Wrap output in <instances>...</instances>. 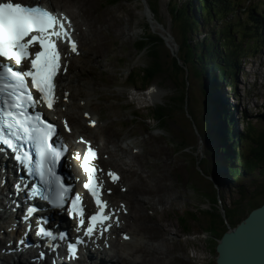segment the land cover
Here are the masks:
<instances>
[{"label": "rangeland", "instance_id": "rangeland-1", "mask_svg": "<svg viewBox=\"0 0 264 264\" xmlns=\"http://www.w3.org/2000/svg\"><path fill=\"white\" fill-rule=\"evenodd\" d=\"M32 1L50 6L72 18L81 48L79 54L67 57L66 62L74 66L81 63L74 74L89 80L86 90H82L84 88L78 84L73 88L75 93L76 90L80 94L90 93L88 98L93 120L85 124L82 118L78 120V114L73 117L71 112L65 117L71 131L64 132L63 136L66 135L68 139L76 135L92 138L99 146V160L103 167L123 172L122 181L115 184L117 198L112 203L121 204L122 199L124 203L129 201L131 213L122 225L123 230L127 229L134 238L123 244L119 232L117 239L120 242L116 241L114 249L103 255L108 260L107 264H217L218 239L229 222L222 220L214 232H208L212 219L207 211L212 206L208 199L211 198L210 189L216 188V197L218 200L221 198L218 206L225 216L224 205L234 207L236 201L242 198L240 187L249 182L246 177L237 184L233 181L226 169L220 140L216 135L203 131L204 124L211 122V119L204 110L206 98L202 79L193 71L178 72L177 75L173 72V57L180 52V45L174 33L170 0H156V12L150 8L155 0ZM178 1L183 3L187 0ZM232 1L236 4L234 20L240 18L247 23L245 11L251 6L263 16L261 22L256 23L262 31L259 41H253L254 36L251 35L249 44L254 47L241 57L237 67L235 89L231 88L229 92L227 82H221L220 86L223 97L219 95L224 107L229 109L228 113L231 105L240 106L238 113L231 110V119L233 117L237 133H244L249 125L264 129V121L260 118L264 114V11H261L264 0ZM210 28L211 25L202 28L201 32H209ZM163 29L169 33L164 34ZM147 34H155L163 39L160 46L165 71L145 87L139 81L133 86L139 68H146L153 61L150 50L135 47L136 41ZM71 71L68 69L67 73L72 75ZM131 71H134L135 77L130 78ZM155 87V94L158 95L154 97L150 93ZM182 92L187 95V103L183 107H173L165 125L156 121L152 113L150 118L152 107L173 103V98ZM72 122L79 126L78 130H73ZM245 141L242 149L247 151ZM216 155L223 166H219ZM255 177L256 183L264 179L259 172ZM122 188L129 190L122 192ZM3 197L1 202L8 203ZM243 202L244 208L248 209V199ZM3 207L1 203L0 212L6 217L8 213H4ZM186 212H189L188 218L192 214L198 217V220L188 221L190 234H187L181 220ZM244 214L245 211H240L239 217ZM140 216H145V219H140ZM14 222L10 218L0 219V238L7 235L3 247L12 241L10 226ZM37 255L33 252V259ZM118 255L122 257L120 262H116ZM98 257L94 256L91 262L98 264ZM75 263L89 264L84 258Z\"/></svg>", "mask_w": 264, "mask_h": 264}, {"label": "trees", "instance_id": "trees-1", "mask_svg": "<svg viewBox=\"0 0 264 264\" xmlns=\"http://www.w3.org/2000/svg\"><path fill=\"white\" fill-rule=\"evenodd\" d=\"M119 1L121 0H113L112 2ZM170 2L174 33L177 35L180 45V52L173 57L175 65L173 72L177 75L178 72L193 71L196 76L202 79L203 94L206 98L204 110L209 119H211V122L208 121L209 125L207 123L204 124L205 129L203 131L212 133L220 138L219 144L226 162V169L233 181L237 184L246 177L249 182L247 185L240 187L242 198L236 201L234 207L224 205L225 216H223L218 206L221 198L217 199L216 188L212 187L210 189L209 196L211 198L208 199L212 206L207 211L212 216V219L208 232H214L222 220L229 222H227L226 228L219 237V242L230 226H236L254 208L264 204V179L261 183H256L257 179L255 177L257 172L264 176V129L259 130L258 127L249 125L247 132H238L235 137L233 136L234 133L231 135L232 122L228 109L224 107L221 98L223 95L220 94L221 82L222 84L227 82L232 89H235L237 67L241 57L247 55L249 50L254 47V45L249 44L251 35L254 36L253 41H259L262 31L256 23H260L263 16L257 13L254 6H251L245 11V19H248L247 23H243L240 18L234 20L236 4L232 0H187L183 3L178 0H170ZM152 5L153 8L151 7ZM152 5L150 8L156 12V0L152 1ZM261 11H264V8ZM209 25H211L209 32H201L202 28ZM202 34L204 36L200 38ZM262 42L264 46V36L262 37ZM160 44H163V39L155 34H147L136 41L135 47L138 50H150L153 61L146 68H139L138 73H136L137 78L133 81V86H136L139 81L145 87L156 76L165 71L161 59L162 47ZM136 74L131 71L130 78L135 77ZM186 103L187 95L182 92L173 98V103L152 107L150 118L152 113V117L156 121L165 125L173 107H183ZM245 117H248L247 112H245ZM260 118L264 121V114ZM232 138V144L229 145L227 143L228 139ZM244 140H246L245 142L248 145L247 151L242 149L241 146ZM201 163L202 161H200ZM205 172L208 173L207 171ZM252 186L254 189H251ZM246 198L250 204L248 209L244 208L243 200ZM240 211H245V214L241 217H239ZM188 214L189 212H186L182 215L181 220L185 225L187 234H190L191 230L188 227V221L198 220V217L192 214L188 218Z\"/></svg>", "mask_w": 264, "mask_h": 264}, {"label": "snow or ice", "instance_id": "snow-or-ice-1", "mask_svg": "<svg viewBox=\"0 0 264 264\" xmlns=\"http://www.w3.org/2000/svg\"><path fill=\"white\" fill-rule=\"evenodd\" d=\"M65 22L71 24L67 17L61 18L40 3L26 4L19 0L17 2L0 0V58H2L0 59V142L14 152H19L14 140L10 139L6 133V129L16 140L22 139L21 133L29 137L33 133L36 134L41 157L40 175L44 183L49 185V192L52 191L53 178L56 185L54 197L45 198L57 208L63 207L68 202L71 190L53 170L61 156V152L54 147L52 142V137L56 134L55 126L43 120L41 115L31 116L27 109L37 103L32 88L41 94L40 99L47 104L49 109L55 104L58 84L56 78L61 70L67 71L66 66L62 67L63 56L58 44H69L72 52L78 50ZM25 63L27 67H24ZM65 127H67V122H65ZM68 130L71 131V129ZM96 158V151L88 145L87 152L82 158V167L88 174V181L84 187L89 190L97 206V211L88 217L90 224L86 228L85 235L89 237L97 231H100L102 235L104 231L111 228L112 224L106 222L112 220L114 216V213L106 214L108 202L102 199L103 182H98L97 168L91 164V161ZM15 159L22 164L31 162L27 154H17ZM77 159H81L79 154ZM108 175L114 182L119 179L114 172ZM36 194H39V190ZM70 203V214L73 218L78 215L79 225L85 226L86 205L80 194H75ZM32 211L33 209H29V214ZM116 223H119L118 219ZM37 235H46L56 239L53 233L46 231L44 227L39 229ZM65 236L66 234L61 233L59 238L64 239ZM77 243L83 244L84 241L81 239L69 244V251L73 256L77 251Z\"/></svg>", "mask_w": 264, "mask_h": 264}, {"label": "bare ground", "instance_id": "bare-ground-1", "mask_svg": "<svg viewBox=\"0 0 264 264\" xmlns=\"http://www.w3.org/2000/svg\"><path fill=\"white\" fill-rule=\"evenodd\" d=\"M29 1L30 2H28V3L35 2V1H32V0H29ZM162 32L164 34H168L169 33V31L166 30V29H163ZM95 34L97 36V33H95ZM80 66H81V63L80 64L79 63H76L75 66L72 65V64L66 65L67 68L72 69L71 72H73V74L72 75L71 74H64V75L61 76V82L59 84L60 85L59 86V100L54 104V107L53 108H55V111L54 112L56 114H58V117L59 116L68 117V115L72 112L71 114L73 115V117H74L75 114H76L75 116H77V114H78V116H77L78 120L80 121V119L82 118V121L85 124H87V122H86L87 119L88 120L89 119L90 120H93V119H91L92 118L91 115L93 113L92 110H91V104H90L91 101L88 98V96L90 95V93H86V94L81 93L80 94V93H78V90H76V93L74 92L75 91L74 88L77 87V84H78L79 87L84 88V89L81 88L82 90H86L87 87H88L86 85H88L87 83H89V80H85V77L77 76L78 74H74V73H77V70H78V68ZM85 87H86V89H85ZM222 89H221V91H222ZM156 90L157 89L155 87L153 90H151V93H150L154 97L158 95V94H155L157 92ZM231 107L236 111V113H238V106L236 107L235 105H231ZM234 110H232V112H234ZM229 115H230V119H231V111H230V114ZM240 116H243L242 115V112L240 113ZM237 119L238 118L236 117L235 124L237 123ZM233 120L234 119L232 117V119H231V122H232L231 132H232V134L231 135H233V133H234V135H236V133H237L238 130L234 128V126H233ZM89 123L90 122H88V124ZM72 126L74 128L73 130H78L79 129V126H77L76 124L73 125V122H72ZM77 136H79V135H76L75 137H77ZM75 137H71V138L73 139ZM218 139L220 140L219 137H218ZM229 140H230V142H229ZM67 142H72V141H71V139H68ZM227 143L229 145H231L232 144L231 139H228V142ZM78 148H79L78 147V144L76 143V147H73V149L74 150H78ZM216 158L219 161L220 157L216 155ZM221 161L223 163L222 158H221ZM71 162H73V160ZM71 162H70V164L72 165V172H73L74 171L73 170L74 162L73 163H71ZM10 164H12V161L7 160L6 162L3 163V166L4 167L5 166L6 167H9ZM219 166H223V165H221L220 161H219ZM106 170H107V168H104L103 167V172H106ZM222 171L224 172V170H222ZM223 172H221V173H223ZM2 181H3V184L1 185ZM17 186H19V187H17ZM12 188H15V189H12ZM18 188H22V184H20L18 182H15V181H12L10 179V175L5 174L4 172L0 173V204L2 203L1 202L2 196L10 197L11 200H12V203L11 204L7 203L3 207L4 208V213H6L7 211H11L10 215H8V216L5 217L4 214L1 211L0 212V219H8V218H11L12 219V218H14V216L15 217L16 216H19V213L23 209L24 204H26V203H23L21 201V199H24L25 198L24 197V192L25 191L24 190L22 192L19 191V193L14 192ZM129 188H122L121 190H122V192H126L127 193V191L129 190ZM112 190L114 192L116 191L115 185L113 186ZM5 191H6V194H5ZM116 198H117V192H115L114 195L111 196V201H114ZM18 201H19V203H18ZM120 201L123 202V203H121V204H119V203H112L114 216H119V220H118L119 223L115 224L114 230H113V233L112 234H107L106 237L99 238L98 239L97 248H95L97 250V252H94L95 255L94 254H91V252H90L91 251L90 249H93V248H89V249L86 250V252H87V254H86L87 255V260L86 261H89L94 256L95 257H98V255H99V257H98L99 258V264H107L108 263V260L103 255H104V253H108L109 251H111L110 250L111 248L114 249V246L117 243L116 241H119V239H117L118 238L117 236H118L119 232H120L121 235L129 236L130 241L134 238L131 233L127 232V229H126V231L123 230L124 226L122 225L123 220L126 217H129V215L131 213V208H130L129 203H128L129 201L128 202L125 201V203H124V200L123 199L120 200ZM115 211H116V214H115ZM140 219H145V216H140ZM62 222H64V221H62ZM12 232L15 233L17 236H19V239L22 237V233L23 232H22V228L20 226H17L16 228H13L12 229ZM6 236L7 235H4V237H1L0 238V248H6L7 247V245L5 247H3V244L5 245V241L4 240H6L5 239ZM120 241L123 244L126 243V242H128V240H125L124 238H122V240H120ZM94 244H96V242H94ZM140 250L141 251L144 250L142 246H140ZM1 252H2V250L0 251V257H1ZM101 254H102V256H101ZM9 257H16V259L15 258H11L9 260ZM9 257H7V255H5L2 258V260H4V263H2V264H40V263H37L36 261H33L31 259H30L31 261L29 259L28 260H23L21 257H19L17 255H15V256H9ZM120 261H122V257H121V255H118V259L116 260V262H120ZM58 262H63V264H73L72 262L71 263L68 262L67 255H66L65 252H61L60 253V255L58 256ZM43 263H45L44 260H43ZM90 264H91V261H90Z\"/></svg>", "mask_w": 264, "mask_h": 264}, {"label": "water", "instance_id": "water-1", "mask_svg": "<svg viewBox=\"0 0 264 264\" xmlns=\"http://www.w3.org/2000/svg\"><path fill=\"white\" fill-rule=\"evenodd\" d=\"M217 264H264V204L223 234Z\"/></svg>", "mask_w": 264, "mask_h": 264}]
</instances>
